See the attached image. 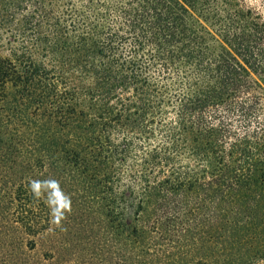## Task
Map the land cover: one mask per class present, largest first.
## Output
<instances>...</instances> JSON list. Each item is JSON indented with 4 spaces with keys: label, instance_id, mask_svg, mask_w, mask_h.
<instances>
[{
    "label": "trees",
    "instance_id": "obj_1",
    "mask_svg": "<svg viewBox=\"0 0 264 264\" xmlns=\"http://www.w3.org/2000/svg\"><path fill=\"white\" fill-rule=\"evenodd\" d=\"M23 159L71 166L109 218L118 202L160 211L157 227L204 215L237 251L219 264H264L263 15L247 0H0V161ZM5 204L0 227L34 228V201Z\"/></svg>",
    "mask_w": 264,
    "mask_h": 264
},
{
    "label": "rangeland",
    "instance_id": "obj_2",
    "mask_svg": "<svg viewBox=\"0 0 264 264\" xmlns=\"http://www.w3.org/2000/svg\"><path fill=\"white\" fill-rule=\"evenodd\" d=\"M247 2L264 17V0ZM62 164L0 161V218L13 208L2 205L8 194L34 201L28 213L34 228L0 227V264H219L222 255H237L230 249L221 252L213 221L204 215L157 227L152 220L160 211L137 216L129 206L122 214L118 202L109 218L101 191ZM173 208L168 214H174Z\"/></svg>",
    "mask_w": 264,
    "mask_h": 264
}]
</instances>
